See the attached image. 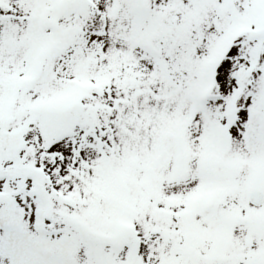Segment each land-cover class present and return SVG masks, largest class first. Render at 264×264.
I'll use <instances>...</instances> for the list:
<instances>
[{
	"label": "snow or ice",
	"instance_id": "1",
	"mask_svg": "<svg viewBox=\"0 0 264 264\" xmlns=\"http://www.w3.org/2000/svg\"><path fill=\"white\" fill-rule=\"evenodd\" d=\"M0 264H264V0H0Z\"/></svg>",
	"mask_w": 264,
	"mask_h": 264
}]
</instances>
